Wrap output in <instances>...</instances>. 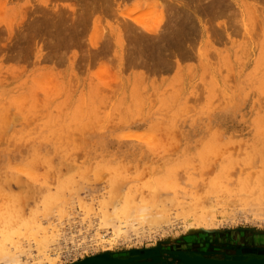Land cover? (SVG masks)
I'll return each instance as SVG.
<instances>
[{"label":"rangeland","instance_id":"obj_1","mask_svg":"<svg viewBox=\"0 0 264 264\" xmlns=\"http://www.w3.org/2000/svg\"><path fill=\"white\" fill-rule=\"evenodd\" d=\"M73 1L0 0V239L7 247L0 244L17 252L12 243L20 241L18 264H48V253L68 263L187 239L212 250L203 236L226 245L225 233L236 229L264 234V198L251 200L264 184V0H230L218 17L198 10L168 68L135 38L145 23L162 25L169 11L159 14V0H97V9L93 0L95 12L92 2L82 10L84 1ZM41 5L62 6L63 17L49 13L62 21L79 5L73 15L95 17V26L87 16L76 34L78 16L75 33L69 19L27 30ZM95 28L106 35H93ZM91 36L107 42L91 46ZM123 205H144L153 217L118 230L104 222L102 209L111 207L112 216ZM43 232L44 257L35 244ZM233 237V245L258 241Z\"/></svg>","mask_w":264,"mask_h":264},{"label":"bare ground","instance_id":"obj_2","mask_svg":"<svg viewBox=\"0 0 264 264\" xmlns=\"http://www.w3.org/2000/svg\"><path fill=\"white\" fill-rule=\"evenodd\" d=\"M83 1H84V3L80 2V0H78V2L82 3V6L80 5V8L83 7L85 5V3H86L85 0H83ZM92 1L93 0H87V4L89 3V5L88 6L85 5V7H83L84 10L87 9L88 7L90 8L92 6L91 9L94 11L93 6L95 4H96L95 5L96 6L95 9H97V7H98V5H97L98 1L95 0V4H93L94 2H92ZM161 1L162 0H159L158 1L159 2L158 3L159 7L157 8V10L159 11V14L160 13L164 14L165 12L167 13V11H169L168 14H167L168 15V20H167V22L165 21L166 20L165 18L167 16V15H165L166 14L165 13L164 14L165 15V18H164V15L162 16V14L159 15V16H157V17H159L157 22H159L162 18H164L165 20L164 19H162V20L165 21L166 24L165 23H162V20H161V24L162 25L157 24V26H155V27L152 28V27H148L149 25L148 24L146 25V23H145L144 26L141 28L143 22L141 21L142 22V24H141V22L139 21L141 26H139V25L137 26V24H136V27H140L141 29L136 28V27H133V26L132 27L134 29L136 28V30H137L136 33H135L136 34L135 38H138L140 41H142L144 43V48L151 49L148 52V56L150 57V59L151 60H154V61H157V62H159L161 64H164V66L166 68H168L170 66L168 64H172L169 56H171V55L173 56V54L177 50H183V49H185L183 47L184 44H182V40H183L182 38H183V35L184 34L187 35L191 31V29L194 28L196 19L199 18V17H197L198 16V10H200V9H210L212 12H214V14H216V16L217 15H222L223 12L225 13L226 7L228 8L229 5H230V2H231L230 0H164V2L163 1L161 2ZM73 2L74 3H77V0H76V2L75 1H73ZM91 2H92L93 5L91 4ZM90 4H91V6H90ZM74 5L75 4L72 3V6L73 7H74ZM162 5H164V7L166 9L165 8H162L163 7ZM231 5H233V4H231ZM44 6L45 5H43V6L41 5V7L43 8L42 9V13H40L41 15L39 14V17H37L36 20L35 19L31 20V22L29 23V25L26 26L28 28L27 30H33V31L41 30L40 28H43V27L45 28V26L48 25V24L49 25H52L54 28H56V27L59 26L58 24H60V22L62 21V18L61 17H63V14L61 15V12L63 11L62 10L63 7L62 6L60 7V11H59L60 13H59V12H57V10H55V11L53 10L54 12H52V10H51L52 7L47 8V6H46V8L49 9L50 12H46L45 9H44L45 8ZM72 6L69 9L72 8V10H73V7ZM77 6H79V5H77ZM77 6H75V9L77 11L75 9H74L75 11H73V12L70 11V14L69 15H71V13H72V16H73L72 17L73 19L71 20V23H70V17H69V15H68V18H67V19H69V23L68 24L70 26L72 24V26H71L72 28H71L70 31H72L73 33H75V29H76L75 27H73L74 22L75 23H78L79 20L84 21L82 24H79V27L81 25V29L80 28H78V30L76 29V34L78 33L79 30L80 31L82 30V28H83L82 25L84 26V23L86 24V22H88V21L90 22V20L91 21L94 20V22H95V19H94L95 17L93 18V16H92L93 19H91L88 15H87L89 17L88 18V21H85V18L87 16L85 15L86 16L85 17L83 15V12L82 11H81V14L85 18H83L82 16H79L80 15L79 13H78L79 15L77 14V16H76V14L73 15V13L79 12L78 11V8L79 7L76 8ZM56 7H55V9H56ZM68 7H69V5H68ZM167 7H168V10H167ZM37 8L38 7H36V9ZM80 8H79V10H80ZM39 10L40 9H38V11ZM58 10H59V7H58ZM67 10H68V8L66 9V11L64 10L66 12V13L63 12L64 15L65 14L66 15L68 14L67 13ZM92 10H89L90 12L84 11V14H87V13H90L91 14V13H93ZM153 11H154V9H152V12ZM158 11H156V15L158 14L157 13ZM51 12L52 13H55L56 12L55 14L58 13V14L61 15V17H60V15H59V17H60L59 18L58 15L55 16V14H49ZM152 12H151V14L153 15ZM124 13H126V12H123V14ZM156 15H155V17H156ZM78 16L81 17V19H77L78 21L76 22L75 19H74V17H77L78 18ZM161 16H162V18H160ZM64 17L66 18L67 16H64ZM130 17H136V16H131L130 15ZM96 18H98V17H96ZM67 19H65L64 21H68ZM135 20L137 21V19H135ZM138 20H140V19L138 18ZM64 21H62V23L63 24H66V22H64ZM125 21H126V19H125ZM130 21L131 20L126 21L127 23L125 22V24H127V27L123 23L125 25V28L126 29L128 28L129 30H130V27L132 25V24L131 25L129 24ZM96 22H97V20H96ZM163 24L166 25V26L163 27ZM96 25L98 26V24H96ZM159 25L161 26V28H159ZM67 26L68 25H64L65 28H67ZM77 26L78 25H76V27ZM91 26H95L94 23H93V21L91 23ZM6 27L8 29H10L9 26H6ZM64 27L61 28V29H63L65 31ZM68 28L70 29V27H68ZM133 28H131V30ZM69 29H66V30H69ZM72 29H74V30H72ZM96 29L97 28L94 29L95 33H93V35L96 34V31H98L97 32L98 34L101 33V35H103V36L106 35V33L100 32L101 29L100 30H98V29L96 30ZM126 29H125V31H126ZM155 30L157 31V32H153V33H157V35H155V36H149V35H146L145 34V33H150L149 31H155ZM70 31H65V32L66 33L68 32L67 34L70 33L69 35H70V40H71L72 39L71 37H74V35L72 36V34H71ZM80 31H79V33H80ZM98 34H97V36H98ZM103 36H101V37H103ZM99 37H97V38H93L92 37L93 40L89 38L91 41L88 39L90 41V44L91 43L93 44L91 46H94L98 42H100L101 43V47H102L103 46L102 44L104 42H107V41H104L102 43L101 42L102 39L100 41ZM94 41H96L97 43L94 42ZM121 44H122V42H121ZM94 47H96V46H94ZM137 49H139L138 50L139 52H141L140 50H143L142 47H138ZM97 52H94L93 51V54L92 55L98 54ZM133 52H135V51L133 50ZM183 53H185V52H183ZM246 187H247V185L245 183H241L239 185V190H245ZM252 194H253V196H251L252 197L251 200H254L256 202H259V200L263 199L264 198V184H262V182H260L258 184V187L253 191ZM114 198L117 199L116 197H114ZM158 199L161 200V198H158ZM162 199H165L163 202L161 200L162 203H164V202L166 203V201H168V197L167 198L165 197V198H162ZM170 199L171 198H169V201H170L169 204L172 202ZM159 200L157 202L159 203V207H160L162 205V203L160 205ZM157 202L155 201L156 204H157ZM110 203H112V202H110ZM169 204H167V206H169ZM252 204H256V203L253 202ZM257 204H258V206H260L259 203H257ZM108 205L109 206L112 205V208H113L114 203H112L111 205L110 204H108ZM128 206L129 205H126V206L123 205L119 209V212L121 214H119V212H115V213H111L112 216L108 214V211H110L111 207H109L110 208L109 210L106 209L107 211L105 209L104 210L102 209L101 210V215H103L104 213L107 214V217L105 215H103L105 217L102 216L104 218L103 219L104 222L105 221H108L107 223L114 222L115 224H113V225H114L115 229L118 230L119 229L118 226L121 223H124V224L125 223H128L129 225L133 226L134 225L133 222L135 223V221L136 222H140L141 220H150L153 217L152 214H151L152 211L149 210L147 207H144V205L137 206L138 208H135V207L130 208V206L129 207ZM162 206L160 207L161 209H164V207L166 208V205L165 204H164V207L163 208H162ZM104 207L107 208V206H104ZM147 210H149L151 212H149V214H148L147 213ZM102 211H104V212H102ZM9 214H8V218H10V217L13 216V215H10V217H9ZM11 214H13V213H11ZM122 214H123V216H122ZM13 218H10L9 221H12L13 220L14 221L13 223H16L17 219L14 218V219H16V220H14ZM6 219H7V217H6ZM121 219H123V220H121ZM205 219H206L205 217L202 218L201 222L203 220L205 221ZM9 221H8V223H9ZM8 223H6V224L9 225ZM28 223H30V222H27V224ZM27 224H26V226H28L29 228L28 229L26 228V229L29 230V233L32 231V235L31 236L33 237L32 239L35 240L36 237L34 235H35V233H37V231H36V229L34 230V228H32V229L30 228V226L32 225V223H30L31 225H29V224L27 225ZM2 226H3L2 228H4V225H2ZM16 227L17 226H15V228L13 229V230H15L14 232L18 231V227H17V229H16ZM5 228H6V226H5ZM195 228L189 227L187 229L188 230H192V229H195ZM7 229H9V228L7 227ZM39 230H41V232H42V229H39ZM33 232H35V233L33 234ZM229 232H233L234 234L233 233H229ZM229 232L225 233V235L227 234L228 238H230V240H228L229 243H226V245H223L222 243H219L218 245L215 244V241L214 240H216L215 238L217 237V235L216 236H214V235L212 236L209 233H208L209 235L205 234L207 236H203L202 241L200 239L201 245L204 247V249H208L209 246L210 247H214V246L215 247H218V248H214L212 250H202L201 251V250L195 249L189 243L190 242L189 241L190 239H187L186 242L179 243V244L178 243H175V244H173V243L161 244L160 243V244H157L156 246H154L152 249L151 248H149V249H147V248H141V249H136V250L132 249V250L125 251L124 253H122V255H118V253L114 254V252L111 253L108 249H106L104 251H100V253H98V254L86 255V256H84L81 259H75V260H72V261H70L68 263H63L61 261H57L53 257V253H48L47 251L46 252L48 254L46 253L47 255L45 256V249L48 248L47 246L45 247V245H48V243L50 242V241H48V243H47L48 236L45 235L46 234L45 232H43L44 234L43 233H40V235L42 234V236H41L40 239H39V236H38L37 239H39V240L37 241V243L35 242V244L37 245L38 250L41 251V253H43L42 254L43 257L45 256L44 258L47 259L48 264H124L123 261L126 262L127 260H131L132 258L134 259L135 256H139V255H142V254H146L147 252H149L147 254V255H149L153 251L159 252V254H161V259L163 258V254H162L163 252H169V253L177 256V257H180V258L184 259V262H186L184 264H199V263H196L194 260H197V258H200V257L201 258L207 257V258L215 259V260H230V258L231 259L234 258V255H238V256H240V258L241 257L244 258V259H239V260H247V261H252V262L255 261V260H258V259H264V246H262V245H264V234L257 233V232L256 233H251V232H249V230L244 233V232H239L237 229L236 230H231ZM10 233H12V232L10 231ZM242 233H243V236L246 238L245 239L246 241H249L250 242V240H249V237L250 236L251 237H254V239H257L258 241H254V243L252 245H248V244H245L244 246L241 245V244H235V245H233L232 243L235 242V238L233 236L234 235H238V234H242ZM8 234H9V232H8ZM17 235L19 236V234H17ZM8 236H9L8 238L11 237L10 235H8ZM197 236H199V235H197ZM188 237H190V236L187 235L186 238H188ZM1 239H2V237H1ZM1 239H0V242H1ZM8 241H10V240H8ZM16 243L19 245L20 241L19 242H13L12 244H16ZM1 244L4 245V243H2V242H1ZM1 244H0V264H18L21 261L20 260L21 257H19L20 254L19 255L17 254L18 253V250H20V247H18V245H17V247L15 245H12V249H13V247L14 248L15 247L18 248V249H16L17 252H12L13 250L15 251V249L10 250L11 248L8 246L9 250L11 251V252H9V251H7L6 248H4V246H6V245L2 246ZM21 244H23V243H21ZM21 247H22V249L20 251L22 252V250L24 249V246L21 245ZM26 250L28 251V249H26ZM20 251H19V253H21ZM23 252H25V251L23 250ZM28 253H29V251H28ZM23 254H25V253H23ZM237 258H239V257H237ZM140 264H145V263L144 262H141ZM153 264H158V263H153ZM168 264H173V263H168Z\"/></svg>","mask_w":264,"mask_h":264},{"label":"water","instance_id":"obj_3","mask_svg":"<svg viewBox=\"0 0 264 264\" xmlns=\"http://www.w3.org/2000/svg\"><path fill=\"white\" fill-rule=\"evenodd\" d=\"M149 252L146 254H142L139 256H135L134 259L132 258L131 260H127L126 262L123 261L124 264H140L141 262H144L145 264H153V263H158V264H168V263H173V264H184V259L177 257L169 252H163V258L161 259V254L159 252L153 251L149 255H147ZM239 258H237V257ZM169 259V260H168ZM239 259H244L243 257L240 258L238 255H234V258H230V260H215V259H210V258H197V260H194L196 263L199 264H264V259H258L255 261H247V260H239Z\"/></svg>","mask_w":264,"mask_h":264}]
</instances>
